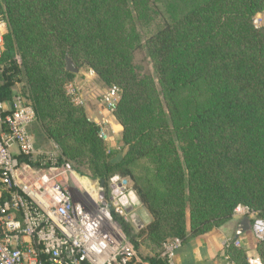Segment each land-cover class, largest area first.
<instances>
[{
    "label": "trees",
    "instance_id": "trees-1",
    "mask_svg": "<svg viewBox=\"0 0 264 264\" xmlns=\"http://www.w3.org/2000/svg\"><path fill=\"white\" fill-rule=\"evenodd\" d=\"M159 1L0 0L9 27L0 102L12 103L24 82L35 142L54 141L61 160L81 175L87 166L96 183L133 182L150 223L138 229L112 213L137 250L149 248L148 264H168L169 239L184 244L222 228L239 207L264 219V26L253 23L264 0H189L182 15ZM143 41L160 91L133 64ZM67 58L120 89L125 159L113 162L99 126L68 94L76 75ZM238 239L227 253L250 264ZM257 252L264 264V240Z\"/></svg>",
    "mask_w": 264,
    "mask_h": 264
},
{
    "label": "built area",
    "instance_id": "built-area-1",
    "mask_svg": "<svg viewBox=\"0 0 264 264\" xmlns=\"http://www.w3.org/2000/svg\"><path fill=\"white\" fill-rule=\"evenodd\" d=\"M6 33L0 15V56ZM90 75L96 74L92 70ZM120 99L116 86L102 95L115 120ZM35 122L36 113L23 98L0 102V264H148L112 213L126 221L137 214L128 181L115 176L104 187L84 184L56 146L52 152L38 150L30 132ZM106 124H99L104 141L109 139ZM70 182L84 194L77 204L68 194ZM235 215L253 220L252 233L257 241L264 240V219L254 210L239 207ZM231 244L229 240L224 246L222 264H236L227 253ZM233 244L243 247L240 238ZM182 246L178 238L165 243L162 256L168 264H176ZM249 263L262 264L260 257Z\"/></svg>",
    "mask_w": 264,
    "mask_h": 264
},
{
    "label": "rangeland",
    "instance_id": "rangeland-1",
    "mask_svg": "<svg viewBox=\"0 0 264 264\" xmlns=\"http://www.w3.org/2000/svg\"><path fill=\"white\" fill-rule=\"evenodd\" d=\"M159 4L161 7V10L164 13H167L168 11H174L178 15L184 14L190 7L189 0H160ZM0 15L2 16V14ZM3 19L5 20L4 17ZM5 22L7 23L6 20ZM253 23L256 28H262L264 26V11L262 13L257 14L254 17ZM8 32H9V27L7 30V34ZM133 64L134 66H136L140 74V77L152 79L155 87L157 88L158 91H160V86L156 78L154 64L151 58H149L147 54L146 48L144 47V41L142 42V46L135 52ZM3 67L4 66H0V73L3 70ZM91 71L92 70H89V68L85 67L82 70H80L78 74H75L76 77L67 84V92L73 98L74 103L84 109L87 118L91 122H94L95 124L99 126V124L102 123L103 120L107 121V124L105 125V127H108L109 139L107 141H104L102 139L101 140L104 143L106 154L109 155L111 153H115L116 158L113 160V162H119L126 158V155L128 152V147L124 145V141H123V127L120 125L117 118L115 120L105 110V107L102 104V95L110 86L106 85L100 79V77H98V75L91 76L90 75ZM0 82H2L1 78H0ZM24 89H25L24 82H19L16 84L15 91H14L16 98L24 97ZM36 137H37L36 143H37L38 150L42 152H52L54 150V146H56L58 152L60 153V148L54 141H51L50 139H47L41 135H36ZM72 168L74 169L73 166ZM81 169L85 171L84 175H81L79 173L77 174L82 179V182L84 184L91 183L93 186H95L96 180L94 179L91 170L87 166H83V167L81 166ZM119 177L124 178L122 176H119ZM124 179L127 180L126 178ZM128 183L131 188V192H134L137 198L139 199V201L141 202L136 190L134 189L133 182L129 180ZM66 187L68 190V194L71 197V200L73 203L77 204L80 201L84 200L83 191L79 190L77 186L73 185L70 182L66 185ZM88 187L90 188L89 185ZM140 209L146 210L147 213L149 214L147 208L143 205V203H142V206L138 208L137 210H140ZM150 218H151V215H150ZM131 220L129 221L132 222ZM129 238L130 237H128V239ZM139 243L140 244H139L138 250L141 256L143 258H147L150 255L149 248H147L145 244L141 242ZM259 244L260 242L258 241L256 247L248 250L249 252L248 261L250 260V258L259 257V254L257 252V246Z\"/></svg>",
    "mask_w": 264,
    "mask_h": 264
},
{
    "label": "crops",
    "instance_id": "crops-1",
    "mask_svg": "<svg viewBox=\"0 0 264 264\" xmlns=\"http://www.w3.org/2000/svg\"><path fill=\"white\" fill-rule=\"evenodd\" d=\"M243 219L244 217L235 215L234 219L224 227L184 243L177 252L176 264H222L224 246L236 237ZM240 240L243 247L248 250L256 247L258 243L252 231L243 234Z\"/></svg>",
    "mask_w": 264,
    "mask_h": 264
},
{
    "label": "water",
    "instance_id": "water-1",
    "mask_svg": "<svg viewBox=\"0 0 264 264\" xmlns=\"http://www.w3.org/2000/svg\"><path fill=\"white\" fill-rule=\"evenodd\" d=\"M66 70L73 74H78L79 72L70 58H67ZM104 185L105 183L102 182L101 187H104ZM129 198L135 209H138L142 206V203L139 201V199L137 198L134 192L129 193ZM131 219H132L133 224L138 229L146 227L151 221L150 215L144 209L138 210L137 214L132 215ZM251 230H252V223H251L250 218L244 217V219L242 220V222L240 223L238 227L236 238H240L243 234Z\"/></svg>",
    "mask_w": 264,
    "mask_h": 264
},
{
    "label": "bare ground",
    "instance_id": "bare-ground-1",
    "mask_svg": "<svg viewBox=\"0 0 264 264\" xmlns=\"http://www.w3.org/2000/svg\"><path fill=\"white\" fill-rule=\"evenodd\" d=\"M93 183V182H92ZM91 188V187H90Z\"/></svg>",
    "mask_w": 264,
    "mask_h": 264
}]
</instances>
